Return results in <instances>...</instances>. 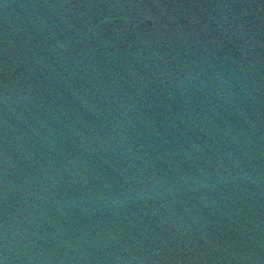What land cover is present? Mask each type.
<instances>
[{
  "label": "water",
  "instance_id": "95a60500",
  "mask_svg": "<svg viewBox=\"0 0 264 264\" xmlns=\"http://www.w3.org/2000/svg\"><path fill=\"white\" fill-rule=\"evenodd\" d=\"M0 264H264V0H0Z\"/></svg>",
  "mask_w": 264,
  "mask_h": 264
}]
</instances>
